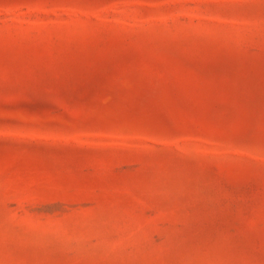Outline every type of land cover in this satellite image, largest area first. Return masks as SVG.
I'll list each match as a JSON object with an SVG mask.
<instances>
[{"label": "rangeland", "instance_id": "obj_1", "mask_svg": "<svg viewBox=\"0 0 264 264\" xmlns=\"http://www.w3.org/2000/svg\"><path fill=\"white\" fill-rule=\"evenodd\" d=\"M0 264H264V0H0Z\"/></svg>", "mask_w": 264, "mask_h": 264}]
</instances>
